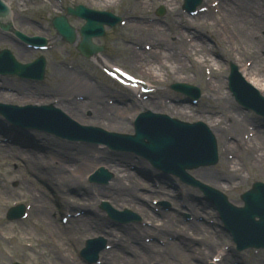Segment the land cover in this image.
Instances as JSON below:
<instances>
[{
  "label": "bare ground",
  "instance_id": "bare-ground-1",
  "mask_svg": "<svg viewBox=\"0 0 264 264\" xmlns=\"http://www.w3.org/2000/svg\"><path fill=\"white\" fill-rule=\"evenodd\" d=\"M5 1L10 4L12 0ZM86 1L92 5L107 7L114 6L117 3L119 5L118 1L121 0ZM157 1L169 6L165 16V25L159 24L155 21L154 17L149 15L147 7L153 3L152 1L131 0L133 5L125 15H128L130 18V21L127 23L128 28L135 29V33L133 37L127 38L128 43L125 45L128 48V56L131 58L127 62L137 67L140 75L149 71L152 76L159 78L155 83L160 82V78L166 83L167 77L170 76H174L177 82L187 83L189 82V73H191L199 81L202 90L205 92L203 95L205 100L202 101L204 103L203 106L189 103L180 105L174 101H168L169 97H166L160 90H154L153 96L148 97L146 100L139 98L140 96L142 97L139 88L129 89L128 93L117 96L116 92L106 87L99 88L96 83L93 86L88 79L84 78L81 69L68 64H65L63 69L53 67V70L65 79L51 91H46V94H44L45 91L43 93L42 89L34 85H30L29 87H17L13 85L10 87L12 90L10 92L0 90V102L6 101L10 103V101L17 99L31 102L32 99H35L38 104H44L49 101L46 97L52 96L53 93L56 96H52L55 97V99L52 98V102L58 108L68 113V116L74 121L90 123L115 131L131 129V123L141 110L151 111L152 113H167L173 117L185 118L188 121L202 120L210 126L212 132L219 138L223 163H221L219 170L199 169L196 171L197 177L219 187H223L222 183H224V188L232 191L244 179V176L240 174L242 166L240 163L251 160L253 167H258L264 174V123L255 118L248 117L222 91L224 82L219 76L220 62L221 58H226V60L237 63L238 72L242 77L246 79L248 84L264 95V74L262 75L264 73V0H202L206 9L202 13H197L194 18L202 21L200 25L204 31L207 28L214 29L215 38L219 41V46L216 49L209 46L203 38L202 33H190V30H183V28L189 27V22H187V15L178 7L180 0ZM215 1L216 5H213L212 3ZM134 8L136 10L133 13L132 9ZM15 14L16 12H13L12 16L11 12L10 15L14 24L16 20L14 18ZM207 20H210V22ZM21 21H26V18L22 16ZM180 27L183 28L181 29ZM260 32L262 34H259ZM37 33L44 34L41 31ZM142 40H148V43L152 45V49L149 51L141 49L139 45ZM0 41H4V36L1 33ZM52 44L53 42L49 43V45ZM14 45L22 57L31 51V49L23 46V44ZM191 55H198L199 61L191 59ZM185 56L191 60L190 64L184 59ZM92 58L103 67L108 65L101 60V56L98 54ZM247 62H250V64L247 65ZM213 66H216V70L214 73H211L209 78L201 75L203 68H211ZM257 75H260L262 79L257 78ZM147 87L152 86L148 84ZM105 93L108 98L105 95L101 96ZM78 94L85 95L86 99H77L75 95ZM38 96L46 98L45 101L40 102V99H37L39 98ZM109 98L115 99L116 103L110 102ZM10 121L12 120L10 119ZM136 122L142 123L144 121L137 119ZM15 126V123L7 121L0 115V129H11V134L13 135V127ZM25 128H28V126H25ZM155 128L167 131V128L161 124L155 126ZM82 129H85V127H82ZM18 130L22 131V133L16 132L14 133V137L18 138L17 143L20 145L6 144L3 148L5 149L4 154L7 156L22 154L26 161L25 164L31 165L33 168L37 167L39 169L44 165V168L41 170L43 178L46 181H42L44 184L50 182V185L57 192L70 188H74V191H77L76 194L79 197H74L75 199L72 201H68V198L64 194L59 193L60 200L54 205L58 210L74 214L73 212L75 211L72 210H85L90 207L89 200L91 201L100 196L101 200H109L114 206H116V202L121 200L123 201L122 204H133V207L136 209L135 211L140 216L145 217L146 220L150 219L149 224L151 227H135L131 225L126 228L123 227L120 229L121 231L115 232L109 225L110 221L104 215H102V218L97 215L72 216L69 226L74 229L75 233L73 235L76 234L78 236L79 233L84 231L92 232L97 230L105 236L107 233H110V235L114 234L116 237L118 236V238L113 237L112 241H115L117 244L119 243L120 247L118 249L104 250L102 252L101 263L164 264L163 260L165 257L159 254L165 253L169 255L171 264H196L192 261L195 257H198V262L201 263L208 256L218 258L217 264H234V261H237L233 258V252H229V250L218 251L216 242L214 244L210 242V239L215 236L217 237L216 240L219 239V232L213 226H208L209 224L205 225L202 222L193 220L183 222L181 219L168 217L164 213H162V217H164L163 221L155 224L151 220L155 218L152 211L146 208L145 204L143 206L140 201L137 203L138 196L141 195L137 193L136 189L142 183L139 179L133 178V175L127 171L129 164H135V161L133 162L128 155L124 156L100 150L99 145L71 144L68 142L58 144L60 142L58 139L50 137L46 139L41 132H34L30 131V129H22L21 127H18ZM180 135L182 137L181 141L196 140V145L201 142V138L197 136L196 131L184 129V132H180ZM25 137L30 138L29 142L25 143L23 141ZM32 141L36 145H33ZM40 145L44 147H40L41 149L39 150ZM159 150L162 151V149ZM177 151L176 147L172 146L170 156L168 157L167 155L164 162L176 165L174 156L177 155ZM185 156L187 159L189 158L188 154ZM235 157L238 159V162L235 161ZM42 160L45 163H42ZM97 165L106 166L114 174L113 181L107 187L98 189L93 186L90 187L84 178V175L90 173ZM236 180L239 181L237 182ZM154 192L166 196L167 199L173 196L169 188L164 189V187L160 186H157ZM35 197L40 205L38 207L34 206V209L42 211L43 209L40 210V208L44 207L45 210L42 212V217H39L49 227L47 236H50L51 239L57 238L60 240L62 246H59L60 244L58 245L57 243L54 245L59 252H62L61 247L67 245L68 241L73 240L74 236H69L68 241L64 242L66 236L63 238L59 236L57 223H55L57 226H52L47 216V209L50 206L49 200L46 196L37 195ZM193 200L191 202L182 200V203L185 204L194 216L198 217L201 215L200 211L204 206V202L196 203ZM259 206L264 207V204H260ZM189 214L191 215L190 212ZM230 216L233 222L235 218L231 214ZM236 226L237 231L243 230L239 221L236 222ZM172 233H178V235L180 233L182 236H187L191 233L190 238L192 239H185L183 237L178 238V241L174 242L169 241L167 237V240L163 238V234L170 235ZM195 233L200 234V239L195 238V236L193 237ZM242 236L246 235L244 233L237 235L238 238H242ZM109 237L111 236L108 235L107 238ZM142 237L157 238L160 241V245L147 244L143 241ZM127 239L137 244L129 247V249L133 248L139 251L133 260L132 257L123 255L122 252L123 249L125 250L122 247L124 245L122 242L127 241ZM194 239H197L199 243V247L196 249L197 255L189 252L191 248L189 246L190 242L195 241ZM206 239H209V241ZM247 239L246 237L245 241ZM224 245L222 244L221 246ZM150 257L153 259H149ZM258 263L257 261H252V264ZM259 264H262L261 261Z\"/></svg>",
  "mask_w": 264,
  "mask_h": 264
},
{
  "label": "rangeland",
  "instance_id": "rangeland-1",
  "mask_svg": "<svg viewBox=\"0 0 264 264\" xmlns=\"http://www.w3.org/2000/svg\"><path fill=\"white\" fill-rule=\"evenodd\" d=\"M146 1L153 2L151 5L147 7V10H149L148 11L149 15L155 17L156 21L159 24L165 25V19H166L165 16L167 14V10L169 6L157 0H146ZM118 2L119 5L117 3L114 6L111 5V6L103 7V6L92 5L88 3L86 0H12L10 3L12 9L16 12L15 14L16 20L14 25L21 32L27 35L43 36L47 39V42H53V44L50 45L51 48L49 49V51L31 50L29 53L25 54L22 57L14 45L17 44V42L13 39L15 38V36L13 35L12 32L8 31L9 34L4 35V41H0V50L2 49L10 50V52L20 62L31 61L34 58L42 55L46 60V67H45L44 77L40 81H31L28 79L23 80L14 75L12 76L0 75V90L10 92L11 89H7V88H10L13 85L17 87H22V86L29 87L30 85H34L35 87L42 89L41 91H43V93L45 91L44 94H46V91L48 92L51 91L52 89L55 88L56 85H59V83H61L65 79L64 77H60L58 73L55 70H53V67L55 66L63 69L65 67V64H68L72 67H76L77 69H81L84 78L88 79L91 82V84H93V86L96 83L101 88L106 87L107 89L116 92L117 96H120L123 93H128L129 91L123 89L121 86L113 82L112 79H110L103 72V70L96 64V62H93L92 60H87L84 57H82L76 50V43L70 44L62 41L60 37H57V34L51 24V19L54 16L65 13L64 11L67 6H75L78 4H81L87 8L94 10H106L112 12L116 16H119L122 22L121 23L118 22L113 27H105L104 36L102 38H94L93 42L97 44L99 43L104 46V52L102 54L104 60L111 62L112 65L126 68L135 75L140 76L137 67L127 62V60H131V58L128 56V48L125 46L128 43L129 37H133L135 33L134 31L135 29L128 28L127 23L130 20H128L129 16L125 15L126 12H129L133 4L131 0H121ZM181 3L183 4V0H180V2L178 3V7L180 10H182ZM160 7L163 8V12L159 15L157 14V10ZM204 8L205 6L201 2L198 5V7L195 9L196 13L202 12ZM20 10L21 12H19ZM134 10L136 9L135 8L132 9L133 13ZM196 13L191 14V16H189L188 13L187 22H189V27L187 28L181 27V28H183L184 31L190 30V33L193 32L202 33L203 38L209 44L210 47L214 49L218 48L219 41L215 38L214 29L207 28V30L204 31V29H202L200 25L202 21L199 19L198 20L194 19L193 15H196ZM22 16L26 18V21L24 22L21 21ZM68 20L70 24L73 25L74 27H80L83 24V20H81L76 16H68ZM207 21L210 22V20ZM38 31L44 32V34H38L37 33ZM4 32H7V30ZM259 34H262V32H260ZM140 47L142 49L149 50L148 48H150V44L148 43V40H142L140 42ZM184 59L187 61L188 64L191 63V60L188 59L187 56H185ZM191 59L199 61L198 55H193V56L191 55ZM232 64L237 65V63H234L231 60H226V58L223 59L221 58L219 76L224 82L222 91L224 93L227 92L228 97H230L235 102V104H237L241 108V111L247 114L248 117L259 119L262 123H264V117H262L259 114H256L253 110H246L245 106H243L241 103H238L235 100L233 94L230 92L228 78L230 74V67ZM237 69H238V65H237ZM215 70H216V66L211 67V69L203 68L201 75H203L205 78H208L211 76L210 75L211 73L215 72ZM263 74L264 73H262V75ZM141 76L146 81L149 82L152 81L153 82L152 84L154 85V87H157L158 91L160 90L161 92H163V94L166 97H169L168 101L169 100L174 101L175 103H178L180 105L184 103L191 104V100L189 97H186L181 92L172 89L171 87L172 83L177 82L175 81L174 76L167 77L166 83L163 82V79L161 78H160L161 80L160 82L155 83V81H158L159 78L152 76L149 71L144 72V74ZM256 77L262 79L260 75H257ZM188 79L189 82H187V84L189 85L192 84L196 86L197 89L199 90V96L195 101V103L192 102V104L194 105L198 104L199 106H203L204 103H202V101L205 100V98L203 97L205 92L202 90L199 81H197V79L194 78V76L191 75V73H189ZM244 81L247 82L246 79H244L243 77V82ZM255 91H257V94H259V96L263 97L264 99V95L262 94V92L256 89ZM103 95H105V97H108L106 93L102 94L101 96ZM52 96H56V95H53L52 93ZM52 96L46 97L48 98L47 100H49L46 103L47 104L52 103L55 106L54 102H52V100L55 99V97ZM38 97L39 98L37 99H40L39 100L40 102L45 101L46 99L43 96H38ZM0 103H4L6 105H13L16 107H21L27 104L41 105L38 104L35 99H32L31 102H24L22 101V99H17L14 101L13 100L10 101V103L6 101L4 102L1 101ZM176 118L180 120L188 121L187 119L182 117H176ZM203 123L210 130V132L213 133L209 125L206 122ZM81 124L92 125L90 123H81ZM131 125H132L130 126L131 129L129 128L128 130L121 131V133H134L133 122L131 123ZM18 127L19 126L13 127V134L14 132L22 133V131L20 132L18 130ZM105 130L109 132L110 131L114 132L111 129H105ZM3 131H7L6 134L10 137L12 136L11 129L9 130L3 128ZM3 131L2 129H0V264H12V262H16V261L19 262L20 264H101L100 262H101L102 252L98 254L97 260L93 263H88L87 261H85L80 257L79 252L80 249L84 246L85 239L97 236L103 240L106 248H109L112 245V243H110L107 236L109 235L112 238L116 236L114 234L110 235V233H107L105 236L100 231L97 230L92 232L84 231L78 234V238L68 241V237L72 236L75 233L74 229L71 226L70 229L68 230V233L62 228L61 216H64L65 214L68 213L63 212L64 210L61 212L60 210L58 211V209L54 207V205L58 202V200H60L59 193L64 194L65 197L68 198V201H72L75 199L74 197L76 196L79 197V195L76 194L77 191L72 192V190H63L57 192L50 185L51 184L50 182L44 184L42 181V180L46 181V179L43 178V173L41 170L42 168H44V165L39 169H37V167L33 168L30 165L32 167L31 168L30 166H28V164H25L26 161L24 155L22 154L17 156L5 155L4 154L5 149L3 148L6 146V144L18 145V146L20 144H17L18 138L15 137L12 138L10 141H7L6 138H4L3 136L4 135ZM30 131L37 132L35 130H30ZM42 135H44L46 139L48 137L52 139L55 138L58 139L60 141L58 144L63 142L64 143L68 142L71 144L89 145L88 142H83L81 140H72V141L65 140L53 135L49 136V134H45L44 132ZM213 135L215 136L214 133ZM215 138L217 142V152L219 154L217 163L212 166H201L198 168L190 169L189 173L197 180H200L203 183H207L208 185L223 192L227 196L230 202L238 206H241L242 202L240 199V195L245 190L249 189L254 181L258 180L259 182L264 183V174L261 170H259L258 167H253L251 160H249L248 162L240 163L242 164L240 168L241 169L240 174L244 176V179L240 182L239 186L232 191L225 190L224 183H222L223 187H219L211 182L203 181L202 179L197 177L196 171H198L199 169L212 170V171L219 170L221 167V163H223V158H221L222 148L219 143V138L216 136ZM29 139L25 137L23 141L27 143L29 142ZM100 145H103L100 146L102 147L99 148L100 150H104V151L106 150L107 152L118 153L124 156L128 155L133 162L135 161V164H129V166L127 167V171L133 175V178L139 179L142 183V185L136 189L137 193L141 195L138 196L139 199L137 200V203L140 201V203L143 206L145 204L146 208L152 211V214L155 215L154 216L155 218H152L151 220L155 224H159L161 223V221H163L164 217H162V213L166 214L168 217L181 219L183 222L188 221L187 216H193V221L202 222L205 225L209 224L208 226H213V228L216 229L217 232H219L218 234L219 239L216 240L217 237L214 235L215 237L210 239L211 240L210 242L213 244L216 242V245H218V249L221 251L225 249V250H229V252L230 251L233 252L234 253L233 258L237 260L236 262L234 261V264H252L253 260L259 263L261 261V263L264 264L263 249L256 250L250 248L248 250H243L240 252L236 249L235 243L231 235L226 232L225 227L223 226V223L221 222L220 216L217 210L215 209L214 205L209 199H207L204 196V194L198 188L183 183L174 174L163 173L160 170L155 169L153 166L152 169H149L147 165V163L149 164V162L133 152L110 148L105 144H100ZM39 147L42 148L44 146L40 145ZM21 155L22 157H20ZM235 159H236L235 161L238 162V159L236 157ZM42 163H45V161L42 160ZM105 169L111 172L110 170H108L107 167H105ZM85 179L87 184L90 185V187L93 186L97 189L104 188L107 187L110 184V182L113 181L114 174L112 173L111 179H109L105 183L90 182L88 176ZM126 182L128 183V181ZM157 186L164 187V189L169 188L172 191L173 196L167 199L166 196L155 193L154 189H156ZM37 195L47 197L50 205L49 208L47 209V216L49 217L52 226L58 225L59 228L58 230L60 233L59 236L61 238L66 236L64 242L68 241V244L61 247V249L63 250L62 252H59V250L54 245L55 243L59 245L60 240L57 238L51 239L50 236H47V231H49V227L46 225V223L42 222L41 220L42 212L45 211L44 207L40 208V210L43 209L42 211H38L37 209H34V206L38 207L40 205V203L37 202V199L35 197ZM103 198H107V197H103ZM183 199L185 200V202H191L192 200L195 201L196 203L204 202L203 203L204 206L200 211L201 215L198 217L194 216V214L189 209H187V207L184 206V204L180 203ZM101 201H102L101 197L97 196L91 201L89 200V205H90L89 208L85 210H77V211L81 213L84 211L85 214L83 215L85 216L97 215L102 218V215H104L110 221L109 225L115 230V232H118L122 228V226H128V227L131 225H134L135 227L143 226L145 225V223H148L150 221V219L146 220L145 217L140 216V214L135 211L136 209L133 207V204L131 205H127L125 203L122 204L123 201L121 200L116 202V206H114L113 203H111L109 200H106L108 201V203L111 205L112 208L116 210H124L125 208H127V210H130L138 217L136 222H131L127 224L119 223L115 219L108 218L107 215L103 212V210H101L100 208ZM17 203H22L27 207L28 215L26 218L22 220L10 222L6 219V212L10 206H13ZM189 212L191 213V215H189ZM55 222H57V225H55ZM147 225L149 226V224ZM191 235H192L191 233L187 236L186 235L182 236L180 235V233L179 235L178 233H172L170 235L163 234V238H165L166 240L168 238L169 241L176 242L178 241V238H183V237L185 239H192L190 238ZM75 236L77 235L75 234ZM194 236L195 238L200 239L199 238L200 234L195 233L193 234V237ZM116 238H118V236ZM144 240L145 243L147 244L150 243V244L160 245V241L157 238H152L150 240L149 237H144ZM194 240L195 241L190 242L189 246L191 248L189 247L190 248L189 252L197 255L196 249L199 247L198 246L199 243L197 239ZM206 240L209 241V239ZM122 243H124V245L121 246L125 248V250L123 249L122 251L123 255H128L132 257L133 260L134 256L139 251H136L133 248L129 249V247L133 244L135 245L137 244L133 243L132 240H128V239L127 241ZM222 244L225 245L221 246ZM59 246L62 245L60 244ZM159 255L165 257V259L163 260L164 264H171L170 259L168 257L169 255H167L166 253ZM149 259H153V258L150 257ZM198 260H199L198 257H195V259H193L192 261L196 264H209L210 261H212L213 259H211V257L208 256L204 258L203 262L201 263L198 262ZM114 263L122 264L118 262H114Z\"/></svg>",
  "mask_w": 264,
  "mask_h": 264
},
{
  "label": "water",
  "instance_id": "water-1",
  "mask_svg": "<svg viewBox=\"0 0 264 264\" xmlns=\"http://www.w3.org/2000/svg\"><path fill=\"white\" fill-rule=\"evenodd\" d=\"M81 6H76L75 8H69V13L75 14L77 13V11L79 10ZM0 24H7L12 22L11 17H7L6 19H0ZM53 24L54 26L58 29V31L64 36L65 39L69 40V41H73L74 40V33L72 32V30H70L67 27V23H66V19L65 17H60V18H55L53 20ZM101 22H97L94 21L92 19L88 18L87 24L80 29L81 33H82V39L81 42L78 45V49L81 50L83 52V50L87 47L91 48V50L95 49L94 44L91 42V36L97 34V30L101 29ZM13 28V27H12ZM11 28V30H12ZM14 28L17 29L18 31H20L15 25ZM35 43H41L42 39L40 40H32ZM135 139L137 140H141L140 136H137ZM159 138L156 141V147H158V145L161 143V140H159ZM157 164H160L161 162L158 160L156 161ZM258 227H264V216L261 217L260 221L257 223ZM262 245H264V243H261Z\"/></svg>",
  "mask_w": 264,
  "mask_h": 264
}]
</instances>
